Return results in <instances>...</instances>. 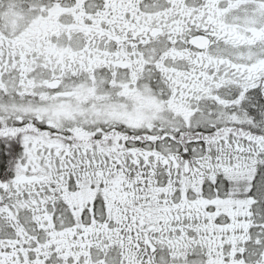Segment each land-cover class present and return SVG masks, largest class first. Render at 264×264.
<instances>
[{
    "label": "snow or ice",
    "instance_id": "snow-or-ice-1",
    "mask_svg": "<svg viewBox=\"0 0 264 264\" xmlns=\"http://www.w3.org/2000/svg\"><path fill=\"white\" fill-rule=\"evenodd\" d=\"M0 264H264V0H0Z\"/></svg>",
    "mask_w": 264,
    "mask_h": 264
}]
</instances>
